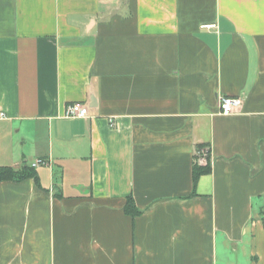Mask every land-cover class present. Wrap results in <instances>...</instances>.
Here are the masks:
<instances>
[{
    "label": "crops",
    "instance_id": "1",
    "mask_svg": "<svg viewBox=\"0 0 264 264\" xmlns=\"http://www.w3.org/2000/svg\"><path fill=\"white\" fill-rule=\"evenodd\" d=\"M0 113V264H264V0H0Z\"/></svg>",
    "mask_w": 264,
    "mask_h": 264
},
{
    "label": "built area",
    "instance_id": "2",
    "mask_svg": "<svg viewBox=\"0 0 264 264\" xmlns=\"http://www.w3.org/2000/svg\"><path fill=\"white\" fill-rule=\"evenodd\" d=\"M205 27H210L206 25ZM244 102V98L240 96L230 97V96H220L218 98V111L221 114L228 115L236 112L241 108ZM4 114L0 113V117H3ZM65 117H82L87 118L89 116L87 106L79 101H75L66 106L64 110ZM110 125H113L112 119H109ZM209 149L208 147H201L196 150V160L199 164L206 163V158H209ZM211 161H209V164ZM47 161L42 158L35 159L31 162L30 167L34 168L39 165H45Z\"/></svg>",
    "mask_w": 264,
    "mask_h": 264
},
{
    "label": "trees",
    "instance_id": "3",
    "mask_svg": "<svg viewBox=\"0 0 264 264\" xmlns=\"http://www.w3.org/2000/svg\"><path fill=\"white\" fill-rule=\"evenodd\" d=\"M205 147V145H198L197 148ZM197 162V161H196ZM209 172V158H206V163L194 165L193 171V180L194 182L197 178L204 173ZM35 173L34 170L30 167L28 168L25 166L21 170H15L12 167H0V181L2 180H19L25 177H34ZM124 210L126 213L130 214L131 216L137 214V210L133 204L131 199H127ZM264 225V220H263Z\"/></svg>",
    "mask_w": 264,
    "mask_h": 264
}]
</instances>
